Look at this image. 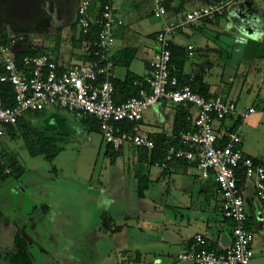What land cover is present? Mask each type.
I'll use <instances>...</instances> for the list:
<instances>
[{"label": "rangeland", "instance_id": "1", "mask_svg": "<svg viewBox=\"0 0 264 264\" xmlns=\"http://www.w3.org/2000/svg\"><path fill=\"white\" fill-rule=\"evenodd\" d=\"M109 1L116 12V21L113 26L115 43L112 49H128V52L132 48L135 50L132 57H129V54L124 58L121 55H115L117 68L131 75L149 71L151 47L157 44L156 29L159 26V18L153 13L152 0ZM260 1L261 6L264 7V0ZM24 2L30 9H34L31 15L24 9ZM97 4L99 0L94 1V6ZM74 5L73 0H0V37L2 34L15 37L16 49L31 45L38 51L50 52L56 60L62 59L67 54L65 56L72 62L82 61L81 57L72 56L73 51L78 50L76 49L78 47L72 45V41L79 34V25L75 23L72 13ZM216 46L218 45H211L212 50L209 54L212 58L217 54ZM223 52L225 58L220 60L218 65H208L211 70L205 72L207 73L205 78L211 82L213 89L220 96L228 99L240 98L246 105L261 106L264 102V92H259L256 86L257 80L253 82L254 87L249 92L246 86L253 83L249 78L247 81L243 80L247 74H252L256 70L254 66L255 70L252 71L253 65L250 64L252 60L240 58L239 53L235 51L234 63H231L227 61L225 49ZM198 56L189 55L191 60H196ZM257 63L261 69L259 74L264 77L263 58L258 57ZM226 88L227 90L231 88V92H228ZM53 110L55 111L52 114L47 111L32 114L36 119L29 121L31 122L30 146L16 126H14L16 135L13 137L7 125L5 126L6 133L0 136V156L15 170L4 180H0L2 182L0 208L3 210L6 200L16 203L26 198L23 187L20 192H11L13 185L23 179L32 187L30 195L35 197V202L44 192L51 199L54 207L59 208L58 210L54 208L47 215L46 228H51L49 223L51 220L55 222L59 231L61 229L63 236H69V247L79 258L80 264H134L137 262L136 246L130 248L124 246L123 250L117 248L108 256L97 260L96 249L88 240L90 237L87 229L99 221L100 213L95 210L93 201H84L82 198L85 199L89 184L98 185L97 179L108 180V175L118 174L121 170L129 168H138L141 163L142 168L150 171L152 178L145 192V198L155 202L156 207L148 210L149 214L138 216V220L132 219V222L140 223L144 228L153 230L170 241L148 244L146 250L151 251L148 255L150 253L152 255L154 250L163 251L161 264L171 261L173 264H196L192 260L180 259L177 256L182 249L179 241L196 232H205L212 236L215 232L214 223L225 224L221 209V195L216 181L213 178L201 177L200 171L192 166L185 174L200 176V180L195 184L184 185L181 178L182 171L163 169L155 165L150 157L147 161L143 160L138 164L136 156L144 152H149L148 156H150L151 151H146L148 149H139L127 143L120 150L112 152L103 138L99 122L94 117L89 124H86L79 118L76 111L59 107H54ZM151 112V109L144 111L145 127L148 130L150 129L148 121L153 119ZM25 118L30 120L29 113L25 114ZM216 122L217 120L213 121L214 126ZM237 130L243 133L245 152L264 159V109L259 107L257 112L252 113L246 120L240 121ZM30 148L36 150V153H31ZM42 148L44 150L40 151ZM20 167L24 169L22 175L17 174V169ZM55 172H58L63 179L72 182V185L77 184V188L68 186L65 182H61L60 185L64 186L60 187L58 182L53 180L54 178H49H52ZM199 184H202V188ZM26 191L29 189L26 188ZM246 204L254 206L252 212L248 211L251 214L249 223L254 232L253 256L250 264H264V208L259 206L253 194L246 198ZM3 211L9 214L11 208ZM18 211L15 209L12 212L16 220ZM99 247V251L104 247L102 242ZM150 258L149 256L148 260Z\"/></svg>", "mask_w": 264, "mask_h": 264}, {"label": "built area", "instance_id": "2", "mask_svg": "<svg viewBox=\"0 0 264 264\" xmlns=\"http://www.w3.org/2000/svg\"><path fill=\"white\" fill-rule=\"evenodd\" d=\"M172 1L175 0H152L153 13L162 20L156 32L157 46L148 74L133 79L136 93L122 100L115 96L117 77L111 51L115 43L116 12L109 1L95 6L91 0L78 1L75 23L79 25V34L88 38L86 60L64 64L47 51L17 58L15 37L0 42V136L6 133V125L15 123L27 112L59 107L76 111L83 118H97L112 152L127 143L152 150L156 141L141 125L144 111L162 100L192 105L195 113L187 116L191 127L165 132L164 157L154 164L166 169L174 159H182L193 164L201 177L213 178L221 195L223 216L232 220V238L226 248L220 249L197 232L177 256L196 264H250L254 232L249 224L246 198L252 192L264 206V159L244 151L242 133L237 129L228 128L219 135L213 121L226 118L244 121L259 107L264 109V102L261 106L251 104L240 108L236 100L201 94L170 70L171 35L189 25L198 27L203 22L217 21L236 0H212L171 18L168 6ZM186 47L192 55L194 45ZM3 83L11 87L12 103L5 102ZM0 164L4 172H10L1 156Z\"/></svg>", "mask_w": 264, "mask_h": 264}, {"label": "crops", "instance_id": "3", "mask_svg": "<svg viewBox=\"0 0 264 264\" xmlns=\"http://www.w3.org/2000/svg\"><path fill=\"white\" fill-rule=\"evenodd\" d=\"M91 1L94 4L95 0ZM100 1L101 0H99V3ZM211 1L212 0L172 1L168 6V16L171 18L181 16L184 14V10L186 12L195 6L204 5ZM158 23L159 26L156 29V32L160 29L162 24V20L160 18ZM171 38L172 42L183 48L187 55L186 61L182 66V72L187 74L189 77L194 74L198 76L199 81L207 84L210 93L219 95L215 89H213L211 82L205 78V75L207 74L205 72H209L211 70L208 65H218L219 62L225 58L223 49L227 52V61H230L231 63H234L233 53L235 51L239 53L240 58H248L252 60L250 63L253 65L252 71L256 68L255 71L258 72L251 71L252 74H247L243 80L247 81V78H249L252 83L257 80L256 86L259 92H264V77L259 74L261 69L258 67L259 63H257L258 57H262L264 62V7L261 6L260 0H236L230 4L224 15H222L217 21L203 22L198 27L189 25L184 29L176 30L171 35ZM229 39H231V41ZM188 44L194 45L192 55H199L196 60L190 59L186 47ZM212 44L218 45L216 46L217 54L213 56L214 59L212 58V55L209 54V51L212 50ZM73 46L77 47L75 45ZM156 46L157 44L151 47L150 58H152ZM76 49L79 51H75L76 53L73 51L72 56L81 57L82 61L88 58L83 45ZM127 54H129L127 49H112L111 51L112 59L114 61L113 71L116 74L117 79L119 81H123L131 76H146L149 71L143 74L131 75L126 71H120L117 68L118 65L114 56L121 55L124 58L125 55L128 56ZM65 55L62 59L57 61L64 64L71 63L72 61ZM253 87L254 83H249L246 86L248 89L247 92H249ZM221 89L225 90L224 87H221ZM240 90H242V88ZM227 91L231 92V88ZM233 100H236L240 108L250 105L243 103L240 98ZM53 109L54 108L38 112L47 111L49 114H52L53 111H55ZM149 109H151L153 117V119L151 118V120L148 121L150 129L148 130L145 127V116L142 119L141 125L152 136L172 130L174 127L175 116L178 112L185 110L187 112V120H189L187 118L188 115L193 116L195 113V108L190 104L174 103L167 100H162L157 105L152 106ZM28 113L30 119L29 121L36 119V117L34 118L32 114L37 112H27V114ZM79 118L81 120L83 119L80 114ZM189 121L191 123V120ZM239 123L240 121H237L235 118H226L220 121L217 120L214 129L219 135H222L228 128L238 129ZM243 141L244 140H242V148L246 151ZM148 153L149 152H144L143 154H138V156H136L138 164L140 161L148 160ZM192 166L194 165L185 161L173 160L166 169L169 171H182L183 175H181V178L183 184L188 185L195 184L200 180V176L185 174L188 168ZM22 174H24V172ZM141 176L147 179V187L144 189L143 194H139L138 190V178ZM49 178H54L53 180L58 182L57 184L60 187L64 186L60 185L61 182H65L68 186H76L75 188H77V184L72 185V182L63 179L58 172H55L53 177ZM108 178V180H101L100 178L97 179L98 185L89 184L86 188L88 189V193L85 194V199L82 198L84 201H93L95 203V210H98V213H100L99 221L95 222L94 225H91L89 229H87L89 230L88 233L90 237L88 240L91 241L92 246L96 249L95 254L97 260L108 256L112 251L117 250V248L119 250H123L124 246L129 248L136 246L137 249L135 251V259L137 262L134 264H161V254L163 251L154 250L152 255L151 253L148 255V252L151 251H147L146 248L148 244H154L157 242L160 243V241H166V243H169V239L164 236L161 237L153 230L150 231L144 228L140 223L132 222V219L138 220V216L141 214H149L148 210H152L156 207L155 202L146 200L145 198V192L148 190L149 182L152 179L150 171L142 168L140 163L138 168L121 170L118 174L115 173L113 175H108ZM39 182H41V180ZM1 183L2 182H0V186ZM13 186L14 187H12L11 190L12 193L20 192L21 187H23L26 198H23L21 202L16 203L7 202V200L4 201L3 210L11 208L9 214H6V212L4 213L2 208H0V264H18L11 259L12 255L17 251L16 236L18 234L22 237L20 238V245L28 251L33 264H80L81 262L79 258L76 254H74V251H72L73 249L69 247V236H63L61 229L59 231L55 222L51 220L49 222L51 228H46L48 220L46 221L45 219L55 208L51 199L48 198L44 192H42L39 200L35 202V197L33 198L30 195V189L32 187L25 183L23 179L19 180V182ZM199 187L202 188V184H199ZM26 188H28L29 191H26ZM6 189L9 190L8 187H6ZM252 194V192H249L247 197H251ZM2 198L3 195L1 199ZM113 203L118 204L114 205ZM259 206L264 208V206L260 204ZM253 207L254 206H252V204L248 205V211L252 212V209H254ZM15 209L19 210L17 220L13 215L14 213H12ZM26 209H28L27 212ZM55 209L58 210L59 208ZM250 217L251 214L249 213V219ZM213 226V230L215 232L212 236L205 232L201 233L207 237L210 245L220 249L226 248L230 244L232 238V220L225 218V224L218 225L214 223ZM193 235H190L188 238L183 240L179 239V243L182 245V249L180 251L187 247ZM101 242L104 247L99 251ZM149 256L151 257L150 260H148ZM167 264H173V261Z\"/></svg>", "mask_w": 264, "mask_h": 264}, {"label": "trees", "instance_id": "4", "mask_svg": "<svg viewBox=\"0 0 264 264\" xmlns=\"http://www.w3.org/2000/svg\"><path fill=\"white\" fill-rule=\"evenodd\" d=\"M102 1H108V0H102ZM8 39H9V37H7L5 34H2L0 37V42H6ZM87 41H88V38L86 36L78 34L77 36H75V38H73L72 44L77 46V47L83 45L86 48V51H88L87 50ZM170 47H171V59H170V70H171V72L173 74H176L179 77L181 82L189 83L193 87L194 90L200 92L201 94H203L205 96L216 95L215 93L209 92L207 84L199 81L198 76H196L194 74V77L191 79L187 74H184L182 72V66L185 63L186 57H187L184 49L181 48L180 46L174 44L173 42L170 45ZM40 51H44V50L38 51L36 49H33L31 47V45H28L26 47L17 49L15 51V56L17 58H20L24 54H35V53H38ZM129 52H128L129 57H132L134 55V52H135L134 48L129 49ZM48 53H50V52H48ZM1 70H2V66L0 65V71ZM142 77H145V76H131L128 79H125L123 81H119L117 78H115L114 79V84H115V88H116V95L115 96H116L117 100H122V99H125L126 97H128L130 95L135 94L137 90L133 85V79L134 78H142ZM1 88H2L3 97L5 99V102L8 104L12 103L10 85L8 83H3L1 85ZM34 112H38V111H34ZM186 113L187 112L185 110L184 111L182 110L176 114L173 129L177 130V129H181V128L191 127L190 121L186 119ZM92 117L93 116H90L88 118L82 117L83 118L82 120L84 123L89 124V121L91 120ZM95 119L97 120V118H95ZM30 123L31 122H29V120L25 119V116H22L15 123L7 125V129L9 131L10 135L13 137L16 135V128L14 127V126H16L21 131L22 137L27 142L28 146H30L29 145L30 140H31V125H30ZM153 137L156 141V148L150 150L151 152H150L149 157L154 162L155 160H159V159H162L164 157V151H165V148L167 147V137L165 136V133H158L157 135H155ZM221 142H222V140H221ZM43 150H44V148L40 149V151H43ZM30 152L36 153V150H33L30 148ZM47 156H49V154ZM174 160L185 161L182 159H174ZM5 164L8 165L6 162H5ZM3 168H4L3 165L0 164V180L4 179L8 174L12 173L15 170V168L10 167V172L8 173V172H4ZM23 172H24L23 168L20 167L17 169L18 175H21ZM146 187H147V179L144 178L143 176L139 177L138 178L139 194H143V191ZM249 222H250V219H249ZM16 247H17V251H16V253H14L12 255L11 259L14 260L18 264H33L31 261V256L28 253V251L20 245V236L19 235L16 236Z\"/></svg>", "mask_w": 264, "mask_h": 264}, {"label": "flooded vegetation", "instance_id": "5", "mask_svg": "<svg viewBox=\"0 0 264 264\" xmlns=\"http://www.w3.org/2000/svg\"><path fill=\"white\" fill-rule=\"evenodd\" d=\"M10 1V0H9ZM74 1V6H73V11H72V13H73V15H74V18H75V15H76V7H77V4H78V1L79 0H73Z\"/></svg>", "mask_w": 264, "mask_h": 264}, {"label": "water", "instance_id": "6", "mask_svg": "<svg viewBox=\"0 0 264 264\" xmlns=\"http://www.w3.org/2000/svg\"><path fill=\"white\" fill-rule=\"evenodd\" d=\"M24 4H25V2H24ZM23 7H24V9H26L29 12V13L27 12L29 15H31L32 12L34 11V9H30L26 4ZM17 8H19V7H17Z\"/></svg>", "mask_w": 264, "mask_h": 264}]
</instances>
